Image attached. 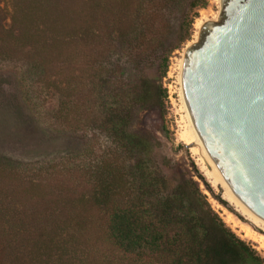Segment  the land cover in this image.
<instances>
[{
  "label": "trees",
  "instance_id": "16d2710c",
  "mask_svg": "<svg viewBox=\"0 0 264 264\" xmlns=\"http://www.w3.org/2000/svg\"><path fill=\"white\" fill-rule=\"evenodd\" d=\"M184 1L207 5L0 0V60L23 61L41 83L58 84L57 122L92 126L108 141L92 164L64 162L35 173L0 154V264H97L95 250L105 246L108 255L120 252L137 264L152 256L168 264H264L197 181L169 189L155 158L159 142L138 128L143 110L164 107L168 58L157 78L139 71L130 84L124 73L163 42L170 10ZM185 22L180 43L190 36L192 21Z\"/></svg>",
  "mask_w": 264,
  "mask_h": 264
},
{
  "label": "rangeland",
  "instance_id": "374dc122",
  "mask_svg": "<svg viewBox=\"0 0 264 264\" xmlns=\"http://www.w3.org/2000/svg\"><path fill=\"white\" fill-rule=\"evenodd\" d=\"M188 2L172 7L171 30L164 34L163 42L141 56V65L136 64L124 73L130 84L135 83L139 71L157 78L162 72L165 58H168L166 74L162 77V83L168 91L164 107L162 110H143L138 128L159 142L155 158L168 181L169 189L180 182L191 179L197 181L211 207L226 225L249 243L264 261V229L236 210L223 197L221 187L211 184L202 169L204 160L192 150L195 144L188 143L182 137L187 126V113L182 98V69L179 60L186 47L194 43L195 22L198 19L213 20V16L221 11V0H207L205 7H190ZM184 21H192V25L190 36L180 43L179 36L183 32H177ZM59 103L58 84L41 83L23 61L0 60V154L16 160L26 171L34 173L41 168L58 166L64 162L71 165L92 164L101 154L102 146L108 142L107 138L92 126L72 130L57 122L55 115ZM19 117L21 120L18 122ZM25 120L29 121L27 128L24 126ZM198 174L211 186L214 195ZM108 254L107 246L98 252L95 250L97 264H103L104 259L112 264H137L120 252L117 256ZM149 261L150 264H168L167 258L162 256H152Z\"/></svg>",
  "mask_w": 264,
  "mask_h": 264
},
{
  "label": "water",
  "instance_id": "95a60500",
  "mask_svg": "<svg viewBox=\"0 0 264 264\" xmlns=\"http://www.w3.org/2000/svg\"><path fill=\"white\" fill-rule=\"evenodd\" d=\"M183 58L189 122L214 177L264 223V0H223Z\"/></svg>",
  "mask_w": 264,
  "mask_h": 264
},
{
  "label": "bare ground",
  "instance_id": "6f19581e",
  "mask_svg": "<svg viewBox=\"0 0 264 264\" xmlns=\"http://www.w3.org/2000/svg\"><path fill=\"white\" fill-rule=\"evenodd\" d=\"M222 3L223 0H221V7H222ZM220 17V12L216 13L213 16V20H219ZM206 21L198 19L195 22V28H196V32H195V40L194 43L198 40V34H199V30L202 27V25L205 23ZM179 64H180V69H182V74L180 73V80L182 81L181 75H183V70H184V58L182 56V58H180L179 60ZM183 85V83H182ZM182 88V87H181ZM180 88V89H181ZM182 98H183V102H184V107L187 113V126L186 129L184 130L182 137L188 142V143H194L195 146L192 147V150L195 153H198L203 161L202 164V169L204 170L205 175L208 177L209 181L211 182V184L213 186H219L223 189V197L228 200L234 207L236 210H238L243 216H245L248 220H250L251 222H253L255 225L259 226L260 228L264 229V223L261 222L259 219H257L255 216H253L252 214H250L248 211H246L245 209H243L236 201L235 199L226 191V189L217 181V179L214 177V168L211 164V162L209 161L208 157L206 156L204 150L202 149L200 143L198 142L197 138L195 137L196 133H197V129L189 122V117H188V112H187V106H186V100H185V95H184V90H182ZM183 139V140H184Z\"/></svg>",
  "mask_w": 264,
  "mask_h": 264
}]
</instances>
